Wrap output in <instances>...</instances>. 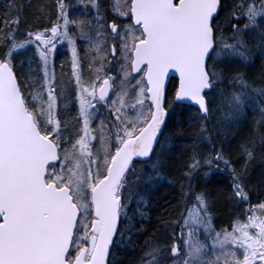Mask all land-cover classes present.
Returning <instances> with one entry per match:
<instances>
[{"label":"snow or ice","instance_id":"snow-or-ice-1","mask_svg":"<svg viewBox=\"0 0 264 264\" xmlns=\"http://www.w3.org/2000/svg\"><path fill=\"white\" fill-rule=\"evenodd\" d=\"M83 7L86 18L70 19L56 0L50 27L23 39L20 15L0 29V264H122L116 252L135 250L146 231L135 222L164 183L178 185L181 211L161 207L137 264H264V71L259 82L245 71L264 59V0ZM70 26L87 42L90 79ZM64 42L71 72L58 81ZM217 173L239 209L219 230L200 183Z\"/></svg>","mask_w":264,"mask_h":264},{"label":"trees","instance_id":"trees-1","mask_svg":"<svg viewBox=\"0 0 264 264\" xmlns=\"http://www.w3.org/2000/svg\"><path fill=\"white\" fill-rule=\"evenodd\" d=\"M230 3V0H226ZM66 6L69 9V18L70 19H84L86 18L83 14L85 13V8L83 7L85 0H64ZM15 5L17 8L22 5V12H17L11 10L10 6ZM56 13V0H0V29L5 27V20H12L17 15H20L21 24L20 32L21 35L18 36L19 39H23L22 33L29 28L32 30L43 29L44 27H50L51 20H55ZM70 32L73 38L76 41V46L79 51L83 66H84V76L85 79H90L91 76L87 71L88 66V57L85 55L87 49V42L80 39L79 30L70 26ZM34 48H29L24 56H31L34 53ZM69 49L65 43L60 44L57 47V55L55 56V71L60 79L67 80L71 72V62L70 55L68 54ZM19 59V57H18ZM64 65L62 68L61 65ZM35 67V65H33ZM245 71L248 73V78L250 80H256L259 82L261 72L264 71V59H261L259 53H255L253 56V63ZM175 81L173 80L172 83ZM172 83L169 84L171 88ZM214 99L217 103L220 102L219 96H214ZM224 112H227V108H224ZM75 115V113H72ZM223 113L217 112L215 115L220 117ZM258 117V113L256 114ZM175 118L173 117L172 120ZM172 120L169 121V126H171ZM254 116L253 113H247V122L241 126L243 134L247 135L252 131L251 122H253ZM260 131L264 132V128H261ZM168 133V129H165V136ZM164 137H161L163 142ZM191 141L188 139L176 140L174 142V154L179 153L180 149L185 145H190ZM157 150H159V145H157ZM190 150V149H189ZM206 151V149H203ZM139 166V165H137ZM206 170V169H205ZM172 175H176L175 172ZM172 175L169 176V179L172 178ZM200 183L206 185L212 193V197L215 201L213 205V225L219 230L222 227H229L232 216L239 211V209L233 208L229 203L227 197L230 191L229 181L223 174H213L206 178L201 177ZM178 185L173 187L164 183L163 185L150 190L147 195L149 200V205L143 210L148 213L149 219L140 221L137 218L136 227L139 228L143 226L146 231L142 233L139 237L133 236V240H139V243L135 245V250L131 248L126 250H118L116 252L117 258L122 262V264H137V259L141 255V246L144 244L146 239L152 238V235L158 224V217L161 211L162 206H166L170 209L171 215L170 219H175L176 216L181 211V208L174 207L177 205V191ZM255 194L253 195V203H255ZM179 232V228H177ZM127 235V234H126ZM200 239L204 240V235H200Z\"/></svg>","mask_w":264,"mask_h":264},{"label":"flooded vegetation","instance_id":"flooded-vegetation-1","mask_svg":"<svg viewBox=\"0 0 264 264\" xmlns=\"http://www.w3.org/2000/svg\"><path fill=\"white\" fill-rule=\"evenodd\" d=\"M125 22L127 23V21H125ZM68 54L70 55V61H71V52H68ZM87 59L89 61V58H87ZM117 67H118V65H117ZM113 74L115 75V72H113ZM56 75H57V73H56ZM57 78H58V81H59L58 75H57ZM93 126H95V125H93Z\"/></svg>","mask_w":264,"mask_h":264},{"label":"rangeland","instance_id":"rangeland-1","mask_svg":"<svg viewBox=\"0 0 264 264\" xmlns=\"http://www.w3.org/2000/svg\"><path fill=\"white\" fill-rule=\"evenodd\" d=\"M65 44H66V46H68V44L66 43V42H64ZM60 44H58V46H59ZM77 47V46H76ZM68 49H69V46H68ZM70 51V50H69ZM97 123H98V121H97ZM202 235H203V233H202Z\"/></svg>","mask_w":264,"mask_h":264},{"label":"water","instance_id":"water-1","mask_svg":"<svg viewBox=\"0 0 264 264\" xmlns=\"http://www.w3.org/2000/svg\"><path fill=\"white\" fill-rule=\"evenodd\" d=\"M171 75V74H170Z\"/></svg>","mask_w":264,"mask_h":264}]
</instances>
